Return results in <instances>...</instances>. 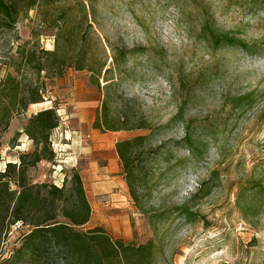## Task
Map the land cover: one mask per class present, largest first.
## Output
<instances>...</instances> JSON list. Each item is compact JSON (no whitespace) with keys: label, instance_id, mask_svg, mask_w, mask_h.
Masks as SVG:
<instances>
[{"label":"rangeland","instance_id":"rangeland-1","mask_svg":"<svg viewBox=\"0 0 264 264\" xmlns=\"http://www.w3.org/2000/svg\"><path fill=\"white\" fill-rule=\"evenodd\" d=\"M81 1L94 7L85 48L91 63L105 64L101 88L88 70L69 67L54 79L43 72L39 82L46 85L49 104H31L13 118L1 138L0 170L34 148L24 134L10 147L27 119L54 107L61 119L52 135L56 159L43 160L30 176L60 185L73 170L81 174L92 207L82 229L101 226L113 239L134 244L154 239L164 251L159 264H264V192L249 189L253 182L264 184V0ZM204 7L219 30L242 39L249 50L214 48L204 40ZM80 17L76 10L70 24ZM41 18L31 10L14 30L0 34V80L9 71L16 74L5 56L17 57L20 45L55 48L56 30ZM105 79L114 81L108 91L112 109L126 104L150 121L152 130L120 131L118 137L93 128L107 94ZM186 132L196 143L192 151L184 142ZM149 134L154 144L167 141L171 156L148 163L143 201L150 212L143 214L130 196L115 141ZM249 205L254 210H246ZM183 206L197 212L196 218L179 213ZM21 229L13 226L3 239L0 260L20 244Z\"/></svg>","mask_w":264,"mask_h":264},{"label":"trees","instance_id":"trees-1","mask_svg":"<svg viewBox=\"0 0 264 264\" xmlns=\"http://www.w3.org/2000/svg\"><path fill=\"white\" fill-rule=\"evenodd\" d=\"M31 10H36L37 19L46 17L40 19L46 28L56 30L55 48L44 50L38 42H27L20 45L17 57L5 56L16 74L9 71L0 80V149L1 138L13 118L26 113L31 104L44 102L46 85L39 82L43 72L46 78L54 79L61 77L69 67L88 70L92 83L101 88L100 74L105 64L100 62L95 66L91 63L85 48L87 30L92 28L88 15L94 12L93 5L87 6L81 0L74 3L72 0H0V34L14 30L20 17ZM76 10L81 14L80 21L71 25ZM33 35H39L36 29ZM200 35L214 48L238 46L246 51L250 48L248 43L231 32L219 30L208 7H204ZM110 80L105 79L108 82L104 85L107 94L96 114L93 128L102 133L152 130V123L126 108V104L120 111L112 109L114 98L108 91L114 86V81ZM60 124L56 108L40 110L27 119L22 130L17 131L10 141V147L14 149L24 134L34 148L19 152L16 160L7 161L0 170V245L13 226L22 228L20 244L11 255L2 258L0 264H159L164 251L154 239L134 244L113 239L101 226L82 229L91 219L92 207L77 170L65 175L60 185L32 180L31 169L43 160L55 161L52 135ZM184 142L191 151L196 146L188 132ZM167 145V141L154 144L152 134L126 138L115 144L130 196L143 214L150 212L143 201V191L147 189V177L152 169L148 163L160 155H166L168 160L171 151ZM204 185L205 182L201 183L198 191ZM246 189L242 187L239 193L243 196ZM249 189L261 193L264 192V184L253 182ZM245 208L252 211L254 205ZM178 210L189 219H195L198 214L188 206Z\"/></svg>","mask_w":264,"mask_h":264},{"label":"crops","instance_id":"crops-1","mask_svg":"<svg viewBox=\"0 0 264 264\" xmlns=\"http://www.w3.org/2000/svg\"><path fill=\"white\" fill-rule=\"evenodd\" d=\"M44 108H48V107H44ZM95 133H96V132H95ZM116 133L118 134V135H117L118 137L121 136V134H120L121 132H116ZM96 134H97V133H96ZM98 134H99V133H98ZM117 141H118V140L116 139L115 142H117ZM108 146H109V145H107V146L100 145V146L97 147V148H98V149H103V148H106V147H108ZM124 179H125V178H124Z\"/></svg>","mask_w":264,"mask_h":264},{"label":"bare ground","instance_id":"bare-ground-1","mask_svg":"<svg viewBox=\"0 0 264 264\" xmlns=\"http://www.w3.org/2000/svg\"><path fill=\"white\" fill-rule=\"evenodd\" d=\"M48 104H49V102H42V103H36V104H33V105L39 107V106H45V105H48Z\"/></svg>","mask_w":264,"mask_h":264}]
</instances>
